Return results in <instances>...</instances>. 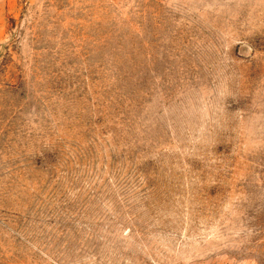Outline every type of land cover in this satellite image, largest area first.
<instances>
[{
    "label": "rangeland",
    "instance_id": "1",
    "mask_svg": "<svg viewBox=\"0 0 264 264\" xmlns=\"http://www.w3.org/2000/svg\"><path fill=\"white\" fill-rule=\"evenodd\" d=\"M0 264H264V0H0Z\"/></svg>",
    "mask_w": 264,
    "mask_h": 264
}]
</instances>
